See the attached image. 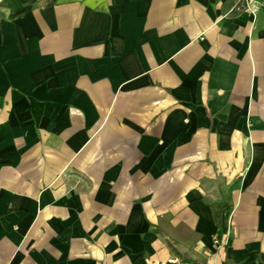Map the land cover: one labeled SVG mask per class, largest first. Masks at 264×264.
Instances as JSON below:
<instances>
[{
  "label": "crops",
  "instance_id": "obj_1",
  "mask_svg": "<svg viewBox=\"0 0 264 264\" xmlns=\"http://www.w3.org/2000/svg\"><path fill=\"white\" fill-rule=\"evenodd\" d=\"M0 0V264H264V7Z\"/></svg>",
  "mask_w": 264,
  "mask_h": 264
},
{
  "label": "built area",
  "instance_id": "obj_2",
  "mask_svg": "<svg viewBox=\"0 0 264 264\" xmlns=\"http://www.w3.org/2000/svg\"><path fill=\"white\" fill-rule=\"evenodd\" d=\"M231 10H239L255 13L260 7H264V0H232Z\"/></svg>",
  "mask_w": 264,
  "mask_h": 264
}]
</instances>
